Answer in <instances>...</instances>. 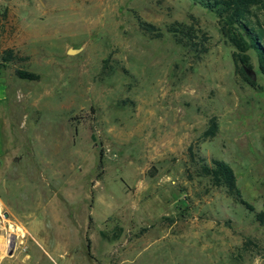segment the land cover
I'll list each match as a JSON object with an SVG mask.
<instances>
[{"label": "rangeland", "instance_id": "obj_1", "mask_svg": "<svg viewBox=\"0 0 264 264\" xmlns=\"http://www.w3.org/2000/svg\"><path fill=\"white\" fill-rule=\"evenodd\" d=\"M234 51L191 0H0V264H264V225L197 175L227 163L264 211V75Z\"/></svg>", "mask_w": 264, "mask_h": 264}, {"label": "trees", "instance_id": "obj_2", "mask_svg": "<svg viewBox=\"0 0 264 264\" xmlns=\"http://www.w3.org/2000/svg\"><path fill=\"white\" fill-rule=\"evenodd\" d=\"M193 3L203 7L212 13L218 20L219 32L234 48L233 57L235 68L246 82L253 83L252 64L248 51H253L259 61L258 70L264 75V46L261 43L263 33L255 29L252 19L258 13H264V0H191ZM152 27L149 26L148 30ZM192 38L190 33L185 34L175 31ZM17 76L24 80H35L37 76L25 71H17ZM218 130L217 122L214 118L210 119L208 128L202 138H213ZM190 159L193 160L192 147L188 148ZM201 164L197 169V175L207 177L210 185L215 188L223 189L227 196L234 199L253 214L254 219L260 225H264V211H256L248 202L244 201L236 183V176L232 168L225 162L212 159L209 163L200 160ZM87 249L89 245L87 244Z\"/></svg>", "mask_w": 264, "mask_h": 264}, {"label": "crops", "instance_id": "obj_3", "mask_svg": "<svg viewBox=\"0 0 264 264\" xmlns=\"http://www.w3.org/2000/svg\"><path fill=\"white\" fill-rule=\"evenodd\" d=\"M8 96H10L8 91V83L6 82L4 75L0 73V156L2 155L3 151L1 121L2 116H4L5 113L2 108V105L8 100Z\"/></svg>", "mask_w": 264, "mask_h": 264}, {"label": "water", "instance_id": "obj_4", "mask_svg": "<svg viewBox=\"0 0 264 264\" xmlns=\"http://www.w3.org/2000/svg\"><path fill=\"white\" fill-rule=\"evenodd\" d=\"M76 53H77L76 49H69L67 51V54H69V55H73V54H76ZM4 217H7V213H4Z\"/></svg>", "mask_w": 264, "mask_h": 264}]
</instances>
